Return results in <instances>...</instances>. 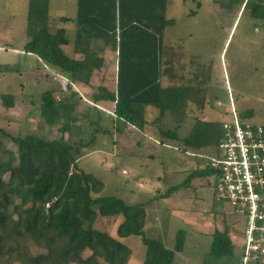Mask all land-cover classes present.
<instances>
[{
    "label": "rangeland",
    "instance_id": "1",
    "mask_svg": "<svg viewBox=\"0 0 264 264\" xmlns=\"http://www.w3.org/2000/svg\"><path fill=\"white\" fill-rule=\"evenodd\" d=\"M240 4L241 0L168 1L167 15L171 23L164 29L163 43L167 45L168 56L173 60L170 64L177 76L173 80L167 76L164 52L160 83L163 86L187 84L195 95L203 96L202 108L196 106L198 100L188 103L180 121L165 112L160 120L140 132L133 126L110 119V101L95 103L100 118L93 121L96 116L90 107L91 95L98 86L109 91L113 89L112 52L104 53V65L91 72L87 83L74 81L71 84L79 96L72 111L78 119L69 122V133L65 132L63 137L73 141L88 140L93 128L109 130L108 133L96 132L93 141L81 147L76 159L78 167L92 173L103 184L101 190L92 195L115 196L126 203H140L145 213L144 234L157 238L167 247H172L175 232L183 231L182 251L174 253L171 264H241L242 220L232 215L226 205L214 202L208 177L191 176L195 168L204 167L207 159L195 157L189 150L180 152L171 140L166 141L169 145L159 143L155 125L158 122L174 128L178 124L176 133L182 137L195 119H228L225 116L229 106L227 94L233 97L237 111L251 110L249 120L264 123V0H245L237 15ZM27 8L28 0H0V129L12 136L35 133L45 138L59 137L61 122L50 125L44 121L39 112L40 97L52 87L57 89H52V97L59 98L65 93V80L21 50L22 44L29 39L25 32ZM252 8L258 10V15L250 12ZM191 11L194 13L187 14ZM47 12L50 27H66L67 33H71L72 24L52 20L59 13L71 17L75 13V0H48ZM61 47L66 53L70 52V44ZM2 65H8L10 71H2ZM1 94L12 95L10 107L4 105ZM81 111L86 113L83 119H79ZM156 114L153 107L145 110L149 121ZM115 125H122L120 131L114 129ZM2 140L14 150L8 137ZM204 150L211 153L212 148H200L201 152ZM0 156L6 159L5 154ZM197 156L202 157L200 153ZM184 179L183 188L173 196L160 197L170 185ZM121 220V215L98 217L93 225L129 248L125 264H140L144 245L138 235L117 236L116 226ZM225 226L233 250L227 255H212L208 252L211 231L214 228L222 231ZM25 248L32 255L43 251L30 241L25 243ZM87 254L85 250L83 255ZM244 264L264 263L248 261Z\"/></svg>",
    "mask_w": 264,
    "mask_h": 264
},
{
    "label": "trees",
    "instance_id": "2",
    "mask_svg": "<svg viewBox=\"0 0 264 264\" xmlns=\"http://www.w3.org/2000/svg\"><path fill=\"white\" fill-rule=\"evenodd\" d=\"M47 4L48 0H28L25 32L29 39L21 50L35 55L42 66L58 72L65 80V93L59 98L52 97V89L57 90L52 87L40 97V115L50 125L61 122L60 135L53 138L35 133L12 136L0 129V154L6 155V159L0 156V263L125 264L129 248L93 225L98 217L121 215L116 234L140 237L144 245L140 264H171L174 253L182 250L183 231L175 232L172 247L146 236L142 205L126 203L115 196L92 195L101 190L102 182L77 166L81 147L88 146L99 130L103 133L109 130L93 128L88 140L63 137L65 132L69 133V122L78 119L72 111L79 96L71 84L87 83L91 72L101 66L106 48L115 52L113 89L98 86L91 95L90 107L96 116L93 121L100 118L95 103L101 100L112 103V121L133 126L140 132L160 120L165 112L180 121L188 103L198 100L196 106L202 108L203 96L195 95L190 85L160 83L164 73L162 32L171 23L165 18L166 0H75L73 17L54 16L52 20L71 21L72 37L64 27L49 26ZM254 9L250 12L258 15ZM69 42H72V52L80 54V58L64 52L61 46ZM165 67L167 76L175 79L177 75L172 67ZM10 69L8 65L2 67V71ZM1 99L6 107L11 106L12 95L1 94ZM147 107L157 110L150 121L145 117ZM80 113L79 119L86 117L85 111ZM239 115L249 119L251 110H241ZM122 125H115L114 129L120 131ZM155 125L159 143L169 145L166 141L171 140L180 152L189 150L204 160V154L210 152H201L200 148L210 146L213 151L220 134V120L195 119L182 137L176 133L178 124L174 128L158 122ZM2 137L11 140L14 150L3 143ZM199 153L202 157L197 156ZM210 173L208 167H197L191 176L208 177ZM184 184L185 179L170 185L160 197L170 196ZM27 241L43 251L29 254L25 248ZM85 250L88 254L84 256ZM232 250L228 228L214 229L208 252L220 256Z\"/></svg>",
    "mask_w": 264,
    "mask_h": 264
},
{
    "label": "built area",
    "instance_id": "3",
    "mask_svg": "<svg viewBox=\"0 0 264 264\" xmlns=\"http://www.w3.org/2000/svg\"><path fill=\"white\" fill-rule=\"evenodd\" d=\"M228 119L204 166L211 170L214 202L243 222L241 264L264 263V123L241 117L227 94ZM47 205V203L45 204Z\"/></svg>",
    "mask_w": 264,
    "mask_h": 264
},
{
    "label": "crops",
    "instance_id": "4",
    "mask_svg": "<svg viewBox=\"0 0 264 264\" xmlns=\"http://www.w3.org/2000/svg\"><path fill=\"white\" fill-rule=\"evenodd\" d=\"M168 1L169 0H166V6H165V18H167V19H170V17L167 15V13H168V11H169V8H168ZM182 1H184V0H182ZM244 1L245 0H242V2H241V4L238 6V10H237V15H238V13H239V10H240V6L244 3ZM198 5H199V3H198ZM193 14L194 12L193 11H191V12H188L187 14ZM60 14V13H59ZM59 14H56L55 16H65V17H69V15L67 14V15H64L63 13H62V15H59ZM236 15V16H237ZM74 16V13L71 15V17H73ZM53 17V16H52ZM71 17H69V18H71ZM66 22H69L70 24H72L73 25V23L71 22V21H66ZM63 23H65V22H63ZM169 25V24H168ZM167 25V26H168ZM166 27V26H165ZM64 28H66V27H64ZM72 28H73V26H72ZM165 29V28H164ZM164 29H163V32H162V38H161V52H162V59H163V53L165 52L166 53V63H165V66H168V67H173V65H171L170 64V62L171 61H173V60H170V58H169V56H168V48L166 49V46H165V44L166 43H163V41H164V39H163V37H164ZM70 36L72 35V31H71V33L69 34ZM72 39V38H71ZM71 43V44H70ZM68 44H70V47L72 48V42H69ZM68 44H65V45H68ZM64 45V46H65ZM70 48V52L69 53H66V51H65V49H63V47H62V49L64 50V52L66 53V54H68V55H70V56H73V57H77V55H78V53H73L72 52V49ZM105 52H112L113 53V57H114V54H115V52L114 51H112V50H110V49H108V48H106L104 51H103V54H102V56H103V61H102V64H101V66L102 65H104V53ZM26 54H28V55H33V54H31V53H26ZM80 55V54H79ZM34 57H35V55H33ZM81 56V55H80ZM194 56V55H193ZM79 58V57H78ZM38 60V59H37ZM100 66V67H101ZM99 67V68H100ZM164 67V66H163ZM161 68H162V65H161ZM94 70H97V69H94ZM114 71H115V59H114ZM92 73H93V71H92ZM114 73V72H113ZM102 101V100H101ZM134 128V127H133ZM182 188H183V186H182ZM173 194H175V192L174 193H172L170 196H168V197H166L167 199H169L171 196H173ZM178 206H179V204H178ZM178 206H176V207H178ZM181 210H179V211H177V212H180ZM173 212H174V210H173ZM193 222H195V221H193ZM201 223H199V225H200ZM215 229V228H214ZM213 229V230H214ZM212 230V231H213ZM206 231L208 232H210V229H206ZM212 231H211V233H212ZM182 251V250H181ZM180 252V251H179Z\"/></svg>",
    "mask_w": 264,
    "mask_h": 264
}]
</instances>
